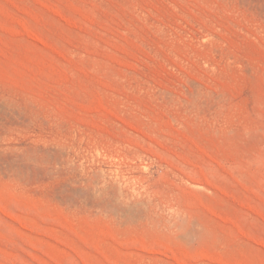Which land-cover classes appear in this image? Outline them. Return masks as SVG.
I'll use <instances>...</instances> for the list:
<instances>
[{
	"label": "rangeland",
	"instance_id": "374dc122",
	"mask_svg": "<svg viewBox=\"0 0 264 264\" xmlns=\"http://www.w3.org/2000/svg\"><path fill=\"white\" fill-rule=\"evenodd\" d=\"M0 264H264V0H0Z\"/></svg>",
	"mask_w": 264,
	"mask_h": 264
}]
</instances>
